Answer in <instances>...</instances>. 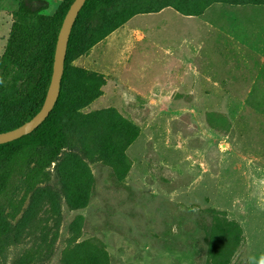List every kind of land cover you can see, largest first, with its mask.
<instances>
[{
  "label": "rangeland",
  "instance_id": "374dc122",
  "mask_svg": "<svg viewBox=\"0 0 264 264\" xmlns=\"http://www.w3.org/2000/svg\"><path fill=\"white\" fill-rule=\"evenodd\" d=\"M17 8L0 0V55ZM110 12L121 27L74 47L88 76L66 91L65 147L4 203L0 264H264V0Z\"/></svg>",
  "mask_w": 264,
  "mask_h": 264
},
{
  "label": "trees",
  "instance_id": "16d2710c",
  "mask_svg": "<svg viewBox=\"0 0 264 264\" xmlns=\"http://www.w3.org/2000/svg\"><path fill=\"white\" fill-rule=\"evenodd\" d=\"M73 1L69 0L55 16H49L43 13L49 8L48 0H18L10 36L0 55V133L22 125L41 109L52 77L58 34ZM120 1L86 0L72 28L60 95L53 110L32 133L0 145V216L25 169L32 162L48 167L65 147L62 105L66 91L73 74L81 81L88 76L84 69L71 66L70 61L75 58V46L79 45L80 50L75 54H84L95 42L80 43V31L98 30L106 23L111 25V31L121 27L124 20L117 12H110ZM83 93L82 89V99Z\"/></svg>",
  "mask_w": 264,
  "mask_h": 264
},
{
  "label": "water",
  "instance_id": "95a60500",
  "mask_svg": "<svg viewBox=\"0 0 264 264\" xmlns=\"http://www.w3.org/2000/svg\"><path fill=\"white\" fill-rule=\"evenodd\" d=\"M85 2L86 0H74L65 15L57 38L50 85L41 109L30 120L22 125L1 132L0 145L12 142L32 133L46 120L53 110L60 95L61 82L64 74L65 60L72 28Z\"/></svg>",
  "mask_w": 264,
  "mask_h": 264
},
{
  "label": "crops",
  "instance_id": "0c3cea01",
  "mask_svg": "<svg viewBox=\"0 0 264 264\" xmlns=\"http://www.w3.org/2000/svg\"><path fill=\"white\" fill-rule=\"evenodd\" d=\"M189 237H190V242H189V249H190V251L191 252H193L194 253V256H195V259L193 260L195 263H197V261H198V259H200V258H198V255H197V252L194 250V249H192V242H193V239H192V235H191V233L189 232ZM188 235H187V237H188Z\"/></svg>",
  "mask_w": 264,
  "mask_h": 264
}]
</instances>
